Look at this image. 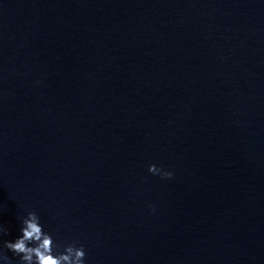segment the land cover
<instances>
[{
    "label": "water",
    "instance_id": "1",
    "mask_svg": "<svg viewBox=\"0 0 264 264\" xmlns=\"http://www.w3.org/2000/svg\"><path fill=\"white\" fill-rule=\"evenodd\" d=\"M33 211L85 264H264V0H0V246Z\"/></svg>",
    "mask_w": 264,
    "mask_h": 264
},
{
    "label": "clouds",
    "instance_id": "2",
    "mask_svg": "<svg viewBox=\"0 0 264 264\" xmlns=\"http://www.w3.org/2000/svg\"><path fill=\"white\" fill-rule=\"evenodd\" d=\"M149 171L162 178L173 177L172 172L158 168L155 164L149 167ZM20 231L22 235L15 241L5 240L0 246V260L4 261V264H11L7 251L19 257L20 264H85L86 251L82 245L77 247L73 243L64 246L58 255L54 252V249L60 248L61 245L54 241L50 233L44 231L40 217L35 211L22 218ZM4 234L9 233L5 231Z\"/></svg>",
    "mask_w": 264,
    "mask_h": 264
}]
</instances>
